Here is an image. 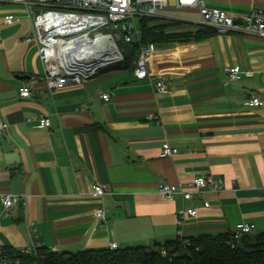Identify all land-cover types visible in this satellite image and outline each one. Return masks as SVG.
<instances>
[{"label": "crops", "instance_id": "obj_1", "mask_svg": "<svg viewBox=\"0 0 264 264\" xmlns=\"http://www.w3.org/2000/svg\"><path fill=\"white\" fill-rule=\"evenodd\" d=\"M177 1L155 20L171 38L153 43L150 78L138 79L136 62L126 60L82 84L50 89L39 46L26 41L34 35L26 6L0 0V121L8 124L0 133V248L77 253L116 242L160 249L178 238L184 206L198 209L183 223L185 237L229 235L240 223L264 232V103H248L253 96L264 102V39L220 33L199 22L197 7L177 8ZM203 1L236 18L264 9V0ZM8 15L18 20L8 24ZM234 66L240 74L231 81L226 69ZM161 79L164 92L151 84ZM29 83L31 96H21ZM41 116L50 127L38 126ZM165 143L178 153L164 156ZM208 174L223 179L221 191L189 201L157 191L161 182ZM96 183L108 186L102 200ZM5 194L24 200L6 208ZM100 204L105 223L95 216Z\"/></svg>", "mask_w": 264, "mask_h": 264}, {"label": "built area", "instance_id": "obj_2", "mask_svg": "<svg viewBox=\"0 0 264 264\" xmlns=\"http://www.w3.org/2000/svg\"><path fill=\"white\" fill-rule=\"evenodd\" d=\"M17 4H24L27 8V16L33 24V37L26 38V41L36 40L39 46V54L46 66L44 79L50 89L63 87L68 84H82L91 78L98 70L107 66L122 64L126 61V54L119 46L118 40L124 39L132 42V35L137 34L138 41L140 30L136 20L140 18H157L169 7V0H2ZM177 8L197 7L201 14L200 23L215 28L220 33L231 30H243L260 39H264V9H255L250 13L236 18L227 10L210 8L203 0H178ZM18 18L15 15H8L5 22L12 24ZM238 20L239 22H236ZM117 29L116 33L107 31L108 28ZM133 26V28H132ZM114 44V48L106 52L110 54L107 59L95 62V65L88 69H74L75 58L83 52L91 49H101L105 43ZM155 49L152 42L141 45L136 60L135 74L138 79L150 78L148 62ZM74 55V56H73ZM69 60V64L67 61ZM229 80H236L240 74L238 66L226 69ZM153 88L158 91H166L167 82L164 79L153 83ZM32 85L22 86L20 94L23 97H30ZM111 93L101 94V98L109 101ZM250 105L261 106L263 101L258 96H253L248 102ZM147 118L157 121L160 116L150 113ZM38 126L50 127L52 124L49 116H41L37 120ZM8 127V124L0 121V133ZM164 156H174L178 148L172 147L169 143L163 145ZM223 179L212 174L197 176L187 184L179 183L172 185L166 182L158 184L157 191L168 201H174L180 196L184 201H189L195 196L204 192H219L223 185ZM93 192L101 200L108 194L106 184L96 183L93 185ZM3 204L10 208L24 198L18 194H5L2 196ZM209 206V202H204ZM198 215L196 207L184 206L177 212V225L179 226L178 237H183L182 226L187 217ZM96 219L106 222V212L102 204L97 206L95 211ZM255 229L254 224L240 223L236 229L229 234L227 243L233 244L244 235L251 234ZM39 246L21 248L20 255L35 254ZM109 249L117 250L119 245L116 242L110 244ZM165 254V244L160 248ZM56 252L55 250H52ZM0 264H21L20 259L8 257L0 248Z\"/></svg>", "mask_w": 264, "mask_h": 264}, {"label": "trees", "instance_id": "obj_3", "mask_svg": "<svg viewBox=\"0 0 264 264\" xmlns=\"http://www.w3.org/2000/svg\"><path fill=\"white\" fill-rule=\"evenodd\" d=\"M151 21L150 18L139 19L140 41L133 43L137 51L143 44L171 38L161 31V26L151 24ZM126 60L129 61L128 56ZM228 238L229 235L223 233L178 237L165 243V254L161 249L141 245L77 253L53 252L39 245L35 254L25 257L12 247L4 246L2 250L12 259H20L21 264H264V232L246 234L233 244L227 243Z\"/></svg>", "mask_w": 264, "mask_h": 264}, {"label": "bare ground", "instance_id": "obj_4", "mask_svg": "<svg viewBox=\"0 0 264 264\" xmlns=\"http://www.w3.org/2000/svg\"><path fill=\"white\" fill-rule=\"evenodd\" d=\"M114 44L112 41L110 43H105L101 49L95 48L91 49L89 51L80 53L76 58H75V65H70L69 60L67 61V64L70 66H76L74 69L78 70H83V69H88L91 68L92 66L95 65V62L103 61L110 56V54H107L108 50L113 49ZM74 56V55H73Z\"/></svg>", "mask_w": 264, "mask_h": 264}, {"label": "rangeland", "instance_id": "obj_5", "mask_svg": "<svg viewBox=\"0 0 264 264\" xmlns=\"http://www.w3.org/2000/svg\"><path fill=\"white\" fill-rule=\"evenodd\" d=\"M150 19H152V21H151L152 23L150 22L151 24H156L155 22L158 20V18H150ZM136 23L138 24L139 20H136ZM158 25L161 26L160 24H158ZM107 31H111L113 33H116L117 29L114 28V26H111V28H108ZM158 31H160V30H158ZM118 42H119V46L121 47V49L129 57V61H128L129 64L135 63L139 52L137 51V49L134 48L133 43H128L124 39H120V40H118ZM131 71H132L131 69L126 70V72H128V73ZM257 234H258V232L255 233V231L253 230L250 235H257ZM157 247H159V246H157Z\"/></svg>", "mask_w": 264, "mask_h": 264}, {"label": "water", "instance_id": "obj_6", "mask_svg": "<svg viewBox=\"0 0 264 264\" xmlns=\"http://www.w3.org/2000/svg\"><path fill=\"white\" fill-rule=\"evenodd\" d=\"M236 22H239V21L236 20ZM132 28H133V26H132ZM137 41H138L137 34L134 33V34L132 35V42H133V43H136ZM111 66H112V65H111ZM108 67H109V66H107V67H105V68H102V69L98 70V71H97L94 75H92L91 77L97 75L100 71H102V70H104V69H107Z\"/></svg>", "mask_w": 264, "mask_h": 264}]
</instances>
